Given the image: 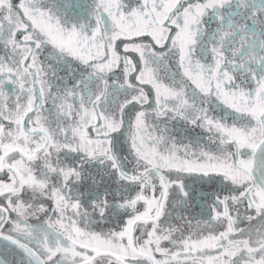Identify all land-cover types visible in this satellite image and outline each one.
Returning a JSON list of instances; mask_svg holds the SVG:
<instances>
[{
  "label": "snow or ice",
  "instance_id": "snow-or-ice-1",
  "mask_svg": "<svg viewBox=\"0 0 264 264\" xmlns=\"http://www.w3.org/2000/svg\"><path fill=\"white\" fill-rule=\"evenodd\" d=\"M76 7L0 0V264H264V0Z\"/></svg>",
  "mask_w": 264,
  "mask_h": 264
},
{
  "label": "flooded vegetation",
  "instance_id": "flooded-vegetation-1",
  "mask_svg": "<svg viewBox=\"0 0 264 264\" xmlns=\"http://www.w3.org/2000/svg\"><path fill=\"white\" fill-rule=\"evenodd\" d=\"M52 2L61 4L62 0H49V3ZM72 3L74 5H78V7L73 9L74 13L78 16V18L84 19L86 21L88 18L86 5L90 3V0H72Z\"/></svg>",
  "mask_w": 264,
  "mask_h": 264
},
{
  "label": "water",
  "instance_id": "water-1",
  "mask_svg": "<svg viewBox=\"0 0 264 264\" xmlns=\"http://www.w3.org/2000/svg\"><path fill=\"white\" fill-rule=\"evenodd\" d=\"M4 258L10 260L11 256L9 254H4Z\"/></svg>",
  "mask_w": 264,
  "mask_h": 264
}]
</instances>
